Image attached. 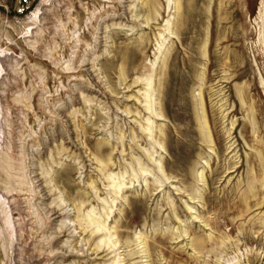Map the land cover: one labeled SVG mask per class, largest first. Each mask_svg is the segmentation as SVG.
Returning a JSON list of instances; mask_svg holds the SVG:
<instances>
[{
	"label": "rangeland",
	"instance_id": "rangeland-1",
	"mask_svg": "<svg viewBox=\"0 0 264 264\" xmlns=\"http://www.w3.org/2000/svg\"><path fill=\"white\" fill-rule=\"evenodd\" d=\"M0 264H264V0H0Z\"/></svg>",
	"mask_w": 264,
	"mask_h": 264
},
{
	"label": "bare ground",
	"instance_id": "bare-ground-1",
	"mask_svg": "<svg viewBox=\"0 0 264 264\" xmlns=\"http://www.w3.org/2000/svg\"><path fill=\"white\" fill-rule=\"evenodd\" d=\"M125 1V0H124ZM134 84H137L138 85V82L136 81ZM140 86V85H139ZM146 111H150V114H152V108L151 107H147L146 109H145ZM51 211V213H52V215L54 216V215H59V214H61V212L59 213V209H57V208H54V210L52 209V210H50ZM61 211H63V210H61ZM68 214V213H67ZM62 217V216H61ZM55 220H56V217H55ZM66 222V221H65ZM93 223V222H92ZM63 224V223H62ZM65 225V224H64ZM94 225V224H93ZM92 225V226H93ZM66 228V227H65ZM95 228V227H94ZM92 231H96L95 233H98L99 231H106L104 228H103V226H100V224L99 225H96V229L95 230H92ZM101 233V232H100ZM99 234V233H98ZM111 250V249H110ZM104 252H106L105 253V256H107V255H109V254H111V252H109V249L108 250H103V252L102 253H104ZM113 253V252H112Z\"/></svg>",
	"mask_w": 264,
	"mask_h": 264
}]
</instances>
